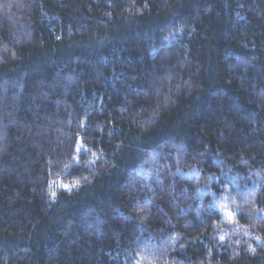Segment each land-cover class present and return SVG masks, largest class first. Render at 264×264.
Instances as JSON below:
<instances>
[{"label":"trees","instance_id":"16d2710c","mask_svg":"<svg viewBox=\"0 0 264 264\" xmlns=\"http://www.w3.org/2000/svg\"><path fill=\"white\" fill-rule=\"evenodd\" d=\"M0 264H264V0H0Z\"/></svg>","mask_w":264,"mask_h":264}]
</instances>
